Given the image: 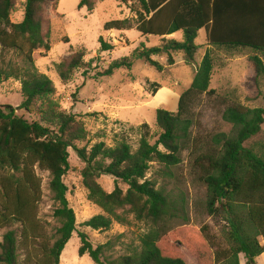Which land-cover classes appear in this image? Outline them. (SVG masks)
<instances>
[{
  "label": "trees",
  "instance_id": "trees-1",
  "mask_svg": "<svg viewBox=\"0 0 264 264\" xmlns=\"http://www.w3.org/2000/svg\"><path fill=\"white\" fill-rule=\"evenodd\" d=\"M126 4L137 1L135 28L142 35L161 36L159 46H141L131 55L112 60L97 76H109L120 68L129 69L134 59H142L157 71L162 70L153 56L183 51L188 61L194 59L198 31H205L209 48H247L254 51L249 61L255 81L264 77V0H118ZM50 0H25L23 17L10 20L13 0H0V48L13 50L23 67H0V83L20 80L22 102L19 106L0 104V229L6 230L0 240V264H59L60 255L76 231L75 215L66 198L63 176L69 169V152L73 149L84 166L81 182L87 199L102 213L83 222L92 230L110 229L113 221L124 224L131 215L148 226L137 245L108 259L105 254L112 242L93 246L85 232H77L78 255H88L95 264H187L181 257L163 252L159 243L169 236L184 246L198 264H255L264 252V145L245 146L264 122V108H248L239 103L226 104L223 121L231 125L228 133L218 132L206 140L192 136V108L202 94L215 95L210 88L214 66L208 50L203 54L190 85L181 92L176 112L157 109L155 122L160 130L151 142L150 128L142 123L131 130L139 132L136 147L119 138L112 144L104 141L88 146L89 133L73 114L57 110L50 96L54 93L51 79L39 72L33 54L50 50L49 32H43L45 6ZM55 4V2L53 3ZM57 5V3H56ZM95 0H79L77 8L92 11ZM131 28L128 19H115L103 24L104 30ZM177 32L182 39L165 38ZM99 51H112L114 45L98 38ZM83 52L76 51L54 64L62 81L85 66ZM86 70H84L85 72ZM151 95L161 88L149 82ZM40 101L41 105H36ZM22 109L39 114L26 119L17 114ZM85 142L79 147L77 144ZM193 152L196 179L205 186L203 210L221 217L225 226L213 233L207 224H188V215L181 192L173 196L159 179L173 176V168L181 162V152ZM154 169L153 177L147 172ZM36 168L49 174L48 189L54 204L52 217L58 226L46 232L38 216L42 198L41 179ZM101 175L114 178L112 191H105L97 182ZM124 183L125 190L118 186ZM180 222V224H177ZM22 256L20 258V254Z\"/></svg>",
  "mask_w": 264,
  "mask_h": 264
},
{
  "label": "rangeland",
  "instance_id": "rangeland-1",
  "mask_svg": "<svg viewBox=\"0 0 264 264\" xmlns=\"http://www.w3.org/2000/svg\"><path fill=\"white\" fill-rule=\"evenodd\" d=\"M25 0H13L10 13L12 22H19L23 17ZM55 2V4H53ZM57 3V5H56ZM79 0H50L45 6L43 32H49L50 50L42 54L37 50L33 54L36 69L47 75L54 86L50 96L57 110L73 114L79 119L89 133L88 146L95 142L104 141L112 144L119 138H124L132 147H136L139 138L136 128L147 123L150 128L151 142L160 130L155 116L157 109L176 112L178 97L191 83L196 68L206 50L209 49L214 66L210 88L215 95L202 94L192 108V136L203 140L202 149H206V140L218 132L228 133L231 125L221 118V112L226 104L239 103L248 108H264V77L255 81V72L249 61L254 51L247 48L224 49L209 48L206 45L205 31H198L194 41L198 47L192 61H188L183 51H171L172 64L167 62V54L153 56L162 66L161 71L149 66L142 59H134L129 69L120 68L109 76L99 77L102 71L114 59L131 55L132 51L141 46L153 47L162 44L161 36L142 35L135 28L136 13L131 9L138 8L137 1L126 4L118 0H95L92 11L77 8ZM128 19L131 28L126 30H104L103 24L110 20ZM114 45L112 51H99L98 38ZM165 38L182 39V33L177 32ZM76 51H82L84 67L76 69L70 78L62 81L56 72L54 64L68 58ZM0 67H23L21 57L13 50L0 48ZM84 70H86L84 72ZM149 82H157L161 88L151 95ZM20 80L9 78L0 83V104L17 107L22 102ZM36 105H41L38 101ZM17 114L26 119H38L39 114L27 113L19 109ZM85 142L78 143L79 147ZM245 146L264 145V122L261 130L248 139ZM69 152V169L63 176L67 187L66 198L75 215L76 231L66 243L59 264H95L88 255L79 256L80 245L77 232H85L93 246L112 242V248L105 254L108 259L115 258L127 251L129 245H137L139 237L148 230V226L136 221L131 215L128 222L121 224L113 221L110 229L105 231L92 230L83 222L93 215L102 213L101 209L87 199V191L81 182L80 170L84 166L73 149ZM193 152L190 148L181 152V162L173 168V176L159 179L166 185L167 190L175 197L181 192L186 206L188 224L199 227L207 224L213 233H219L225 226L219 216L206 214L203 210L205 186L199 183L193 169ZM153 164L146 176L153 177ZM36 174L41 179L42 198L38 206V216L48 233H52L58 223L52 217L54 208L48 189L49 174L36 168ZM97 182L107 192L115 186L114 178L101 175ZM123 190L126 185L118 182ZM180 224V222H177ZM18 224L0 229L2 234L8 229H16ZM163 252L181 257L187 264H198L191 253L169 236H164L159 243ZM23 257L22 253L20 258ZM240 264L244 263L243 255H239ZM255 264H264V252L256 258Z\"/></svg>",
  "mask_w": 264,
  "mask_h": 264
},
{
  "label": "crops",
  "instance_id": "crops-1",
  "mask_svg": "<svg viewBox=\"0 0 264 264\" xmlns=\"http://www.w3.org/2000/svg\"><path fill=\"white\" fill-rule=\"evenodd\" d=\"M172 35V34H171ZM167 36H170V35H167Z\"/></svg>",
  "mask_w": 264,
  "mask_h": 264
}]
</instances>
